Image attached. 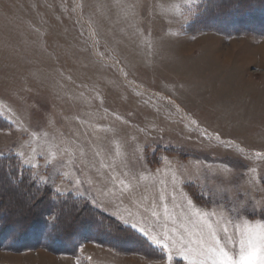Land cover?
<instances>
[{"label": "rangeland", "instance_id": "1", "mask_svg": "<svg viewBox=\"0 0 264 264\" xmlns=\"http://www.w3.org/2000/svg\"><path fill=\"white\" fill-rule=\"evenodd\" d=\"M195 9L185 0H0V112L12 125L0 129L3 155H35L40 167L30 168L40 180L121 223L125 209L136 213L142 198L147 204L161 190L178 220L187 197L217 213L214 226L221 214L264 222L259 209L254 217L250 207L230 211L264 202V160L254 156L264 152V38L188 34ZM112 175L133 191L120 199ZM192 185L206 205L194 199ZM150 261L167 264L94 242L78 257L0 249L1 264ZM173 264L187 262L174 256Z\"/></svg>", "mask_w": 264, "mask_h": 264}, {"label": "trees", "instance_id": "2", "mask_svg": "<svg viewBox=\"0 0 264 264\" xmlns=\"http://www.w3.org/2000/svg\"><path fill=\"white\" fill-rule=\"evenodd\" d=\"M243 3L244 7L238 8L237 0H202L184 30L188 34L215 31L226 36L264 38V0ZM11 127L0 112V129ZM13 173L20 178L18 188L8 184V175ZM189 191L198 203L206 205L193 185ZM28 201L35 207L27 208ZM10 202L15 205L11 209ZM0 205H4L0 215V249L23 252L44 248L78 257L84 243L94 242L117 253L140 254L148 260L166 257L142 234L94 207L86 198L72 193L59 195L51 186L41 183L30 167L19 165L14 153L0 159ZM49 211L59 217L55 228L49 225Z\"/></svg>", "mask_w": 264, "mask_h": 264}, {"label": "snow or ice", "instance_id": "3", "mask_svg": "<svg viewBox=\"0 0 264 264\" xmlns=\"http://www.w3.org/2000/svg\"><path fill=\"white\" fill-rule=\"evenodd\" d=\"M190 8L194 9L201 0H185ZM219 7V6H217ZM236 7H244L243 0H237ZM16 123H23L16 121ZM196 125L195 121H190ZM15 126V125H14ZM199 127V125H196ZM24 135L36 138V132L30 131L28 127H20L16 129ZM8 135L11 132L6 133ZM208 137V132L205 130L202 133ZM219 139V137H216ZM233 141L229 140L226 146L231 147ZM35 151V150H33ZM15 155L19 158V165L37 169L40 167L35 155L31 159L26 158L24 152H16ZM254 156L264 160V152L256 151ZM0 159H3V151L0 150ZM50 161L46 160V164ZM102 168L108 167L101 163ZM63 175L67 176L68 173ZM145 177H141L144 179ZM20 179L18 174L13 173L8 175V184L13 188H18L17 180ZM113 184L119 185V198L129 195L133 191V186L125 183L124 180H119L116 175L110 177ZM175 179V177H174ZM22 183V180H20ZM88 184H93L95 181H85ZM101 182L103 179L101 178ZM41 183L47 184L46 180L41 179ZM74 183L79 187L83 182L76 179ZM55 191L59 195H63L60 187H56ZM175 192V187L173 189ZM83 194V193H81ZM104 193L101 192V195ZM116 195V193H110ZM170 200L174 208H182V205L176 203V196L171 195ZM96 203V199H93ZM131 203V201H129ZM185 202L188 210L185 213L181 212V219L178 220L173 211L169 209V198L165 196L161 190L157 199H151L147 204L143 198L136 204L137 211L125 209L127 215L120 214L119 219L131 229L147 237L149 241L158 249H162L166 253L165 259L167 264H173L174 256L181 257L187 264H264V222L256 220L255 223H250L247 219H241L236 222L234 219H228L222 214L215 221V226L210 217L217 216L216 212H203L197 208L190 198L185 197ZM15 205L10 202L9 209ZM99 206V205H97ZM26 207L32 209L35 207L32 201H28ZM158 207H162L163 212L157 211ZM249 207L255 216L256 210L259 209L260 215L264 218V202H253L249 206L245 203L233 205L230 209L231 213L240 214L248 212ZM117 213L120 212L119 205H116ZM4 212V205H0V215ZM18 212H22L18 209ZM49 225L55 228L59 223V217L52 211L48 212ZM191 224V227H189ZM229 224H232L239 231V238L235 239L230 232ZM158 228L157 233L154 229ZM150 264L152 262L150 261Z\"/></svg>", "mask_w": 264, "mask_h": 264}]
</instances>
